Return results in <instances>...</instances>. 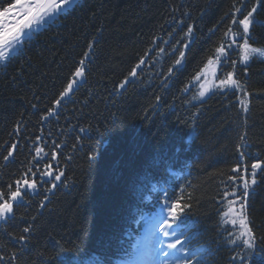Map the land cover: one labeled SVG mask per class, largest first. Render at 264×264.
Returning a JSON list of instances; mask_svg holds the SVG:
<instances>
[{
  "label": "trees",
  "instance_id": "obj_1",
  "mask_svg": "<svg viewBox=\"0 0 264 264\" xmlns=\"http://www.w3.org/2000/svg\"><path fill=\"white\" fill-rule=\"evenodd\" d=\"M254 3L75 0L23 39L0 65V192L28 168L44 171L50 164L47 170L62 175L59 181L45 176L48 183L37 176L35 193L26 191L13 204L0 224V264H81L93 257L113 264L143 224L132 223L136 210L150 215L165 192L182 197L181 205L204 221L219 214V199L240 173L235 166L259 160L264 167V60L253 57L235 68L249 94L247 110L241 90L192 103L184 88L227 44L235 9L246 15ZM254 17L253 46L264 48V7ZM81 60L84 77L56 105ZM236 127H245L248 139L237 142ZM258 179L248 211L262 250L264 173ZM221 252L208 264H240L236 251Z\"/></svg>",
  "mask_w": 264,
  "mask_h": 264
},
{
  "label": "snow or ice",
  "instance_id": "obj_2",
  "mask_svg": "<svg viewBox=\"0 0 264 264\" xmlns=\"http://www.w3.org/2000/svg\"><path fill=\"white\" fill-rule=\"evenodd\" d=\"M70 3H74V0H30L25 8V13L29 15L31 19L26 23L18 25L15 33H10L7 29L0 32V48L4 49L3 51H0V60L10 57L11 52L15 51L17 46L23 43V38L26 35L24 30L31 28L34 21L39 24L46 23L47 20L53 19ZM11 7H14V5H10L9 8H6L4 10L5 14ZM260 7H264V0H255L251 10L247 11L246 15L243 14V8L235 9L231 26L224 33L227 44L225 45L222 43L217 47L215 49V58L213 59L212 57H209L205 67L193 77V80L196 82H200L201 79L204 78V83L200 84V91L198 93L199 97H204L210 89L219 90L222 95L229 89L244 90L245 86L236 78V61H232L231 66L233 67V71L227 72L223 79H219L217 73L223 66H225L226 61L229 59V51L239 49V60L240 63L244 65H247L253 57H264V48L253 46L255 41L251 34L253 25L256 23L254 14ZM237 13L242 15L243 18H238L236 15ZM233 26L238 30L233 31ZM188 32L191 34V27H189ZM250 41H252V43H250ZM91 47L92 45H89V49H91ZM84 55L85 58H87L89 54L86 52ZM180 55L183 57L184 53L181 52ZM175 63L176 65H181L182 62L181 60H177ZM79 64L80 66L77 67L73 73L74 79H72L65 87L64 91L60 93V99L55 101L56 105H59L61 100L70 94V90H73L74 85L79 79L84 77L86 69L85 61L81 60ZM208 70L212 71L215 80L214 83L207 81L205 73ZM171 71L172 69H169V72ZM130 75L134 76L135 70H133ZM125 83H127V78ZM248 95L249 94L246 91H243V98L239 101L244 110H247L248 107ZM49 111L51 112V110ZM39 139L40 138L37 137V140ZM241 139L243 140L244 137L242 136ZM17 146L18 145L16 144L12 145V150H10L8 155L3 158L5 161H8L13 156V151ZM237 147L239 149L242 145H238ZM41 151L40 148L36 149L35 164H39L40 162ZM243 155V152H241V157H243ZM51 158L53 160L55 159V153H52ZM45 169L46 170L44 171L39 169L33 171L32 168L26 169L21 179L13 182L15 185V191L12 190L13 184H10L8 185L7 193L0 192V220L6 221L11 214H13V204L21 201L26 191H34L38 188L36 182L37 176H39L43 183L49 182L44 180L45 176L54 177L55 181L61 179L62 174H54L52 171L47 170L51 169L50 164L46 165ZM258 169L260 172L264 173V167H262L261 163L256 162L251 165L250 181L247 178V175L240 176L239 179L243 186L242 196L237 195L239 189L234 190L232 193H228L227 191L224 193L225 198L229 196L235 197V199L228 200V207L223 215L228 218V222H230L231 225L239 227L240 233L238 238L247 237L242 239V243L248 249L253 250L248 257L249 259L252 255L260 256L264 259V249L260 252H255L254 250L255 245L252 243L254 234L250 227L251 222L247 214V200L250 196L249 189L254 190V186L257 184L256 175ZM233 172H243L247 174L248 169L246 167L242 169L241 165L238 164L233 169ZM29 176L33 178L31 182L27 179ZM232 180L235 181L236 177H232ZM51 186L52 188H55L56 184L52 183ZM153 191H155V189H153ZM5 195H7V198H5ZM164 195L166 198L156 214L145 216L142 209L136 210L137 215L132 223L138 225L141 221H144L148 227L142 239H138L135 244H130L128 249L123 250L126 259L119 260L116 264H194V262L195 264H203V261L207 259L206 256L201 254L200 246H197L195 251L191 250V240L195 239L198 233L189 235V232L194 228V225L189 226L187 223L188 218L183 215L184 208L189 206L181 205L180 199H182V197L180 199L172 200L170 197H167L166 192ZM45 199H47V197H45ZM237 201L240 202L238 210L234 207ZM23 231L24 233H28L30 229L26 227ZM126 235L131 236L132 232L127 231ZM181 237H183V239H181ZM165 238L169 239L166 240ZM27 239L28 237L25 235L19 237V240L22 242H26ZM233 243H235V241H233ZM12 258H15V253L12 254ZM2 259H4V257L0 256V260ZM98 259V257H93L87 262V264H95V261ZM100 264H103V262L101 261Z\"/></svg>",
  "mask_w": 264,
  "mask_h": 264
},
{
  "label": "rangeland",
  "instance_id": "obj_3",
  "mask_svg": "<svg viewBox=\"0 0 264 264\" xmlns=\"http://www.w3.org/2000/svg\"><path fill=\"white\" fill-rule=\"evenodd\" d=\"M29 2H30V0H16V1L14 2V3H15V4H14V7H11V8L9 9V11H8L6 14H5L4 10H5L6 8H9L10 5H7L4 9H0V32H2L4 29H7V30H9L10 33H15V31H16L18 25H21V24H23V23H26L29 19H31V17L25 13V8H26L27 5L29 4ZM71 4H72V3L68 4L64 9H66V8H67L68 6H70ZM64 9H63V10H64ZM46 19H47V18H46ZM48 21H50V20H47V22H48ZM47 22H46V23H47ZM46 23L39 24V23H36V22L34 21V22L32 23L31 28H29V29H25V30H24L25 33H26V35H25L24 37L30 35V34H31L32 32H34V31L38 30L39 28H41V27H42L44 24H46ZM23 39H24V38H23ZM18 46H19V45H18ZM18 46H17V47H18ZM3 50H4V49L0 48V51H3ZM13 52H14V51H12L11 54H12ZM6 58H7V57H6ZM6 58L3 59V60H0V64L3 63V62L6 60ZM212 58L214 59L215 56H212ZM206 64H207V62H206ZM206 64H205V65H206ZM205 65H204L201 69H203V68L205 67ZM213 67H215V66H213ZM201 69H200L197 73H199V72L201 71ZM232 70H233L232 67H222V68L219 70V72L217 73V76H218L219 79H223V78H224V75H225L227 72H230V71H232ZM196 75H197V74H196ZM196 75H195V76H196ZM195 76H194V77H195ZM205 76H206L208 82H210V83H214V82H215L211 70L206 71ZM201 83H204V78H202L200 82H196L195 80L192 79V80L188 83V86H187V87H189L191 84H193V85L195 86V91L192 93V100H193V101H200V100L204 99V98H205L210 92L216 90V89H210V91L207 92V93L205 94L204 97H199L198 93H199V91H200V84H201ZM194 97H195V98H194ZM34 191H35V190H34ZM233 191H234V190H233ZM233 191H231V192H229V193H232ZM242 194H243V191H239V190L237 191V195H238V196H242ZM229 199H235V197H232V196H231V198H229ZM229 199L226 200V206H225V208L223 209V212H222V216H221V218H222L223 223H226V224H229L230 226H232V228H233V241H241V242H242V239H245V238H247V237H244V238H238V237H239V233H240V229H239V227H238V226H235V227H234L233 225H231V223L228 222V218L225 217V216L223 215L224 211L227 210V207H228V200H229ZM239 204H240V202L237 201L236 205H234V207H235L237 210L239 209ZM2 221H4V220H0V222H2ZM143 237H144V236H143ZM252 243H253V242H252Z\"/></svg>",
  "mask_w": 264,
  "mask_h": 264
}]
</instances>
